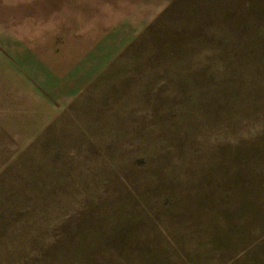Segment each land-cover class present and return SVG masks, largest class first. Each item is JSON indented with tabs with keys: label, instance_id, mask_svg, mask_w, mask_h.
<instances>
[{
	"label": "rangeland",
	"instance_id": "1",
	"mask_svg": "<svg viewBox=\"0 0 264 264\" xmlns=\"http://www.w3.org/2000/svg\"><path fill=\"white\" fill-rule=\"evenodd\" d=\"M0 264H264V0H0Z\"/></svg>",
	"mask_w": 264,
	"mask_h": 264
}]
</instances>
